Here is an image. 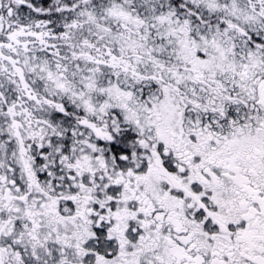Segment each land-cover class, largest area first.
<instances>
[{"label": "snow or ice", "instance_id": "snow-or-ice-1", "mask_svg": "<svg viewBox=\"0 0 264 264\" xmlns=\"http://www.w3.org/2000/svg\"><path fill=\"white\" fill-rule=\"evenodd\" d=\"M0 264H264V0H0Z\"/></svg>", "mask_w": 264, "mask_h": 264}]
</instances>
